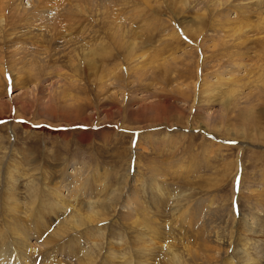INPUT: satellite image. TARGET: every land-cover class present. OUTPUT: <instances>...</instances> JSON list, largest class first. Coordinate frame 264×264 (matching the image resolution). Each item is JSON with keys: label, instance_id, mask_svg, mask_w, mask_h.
<instances>
[{"label": "rangeland", "instance_id": "rangeland-1", "mask_svg": "<svg viewBox=\"0 0 264 264\" xmlns=\"http://www.w3.org/2000/svg\"><path fill=\"white\" fill-rule=\"evenodd\" d=\"M263 11L264 0H0V262L138 264L153 241L138 244L128 204L148 197L170 223L166 190L198 210L175 229L181 263L228 264L190 220L209 205L230 235L242 213L264 214ZM9 164L24 178L7 189ZM57 191L95 202L106 236L68 227Z\"/></svg>", "mask_w": 264, "mask_h": 264}, {"label": "bare ground", "instance_id": "bare-ground-1", "mask_svg": "<svg viewBox=\"0 0 264 264\" xmlns=\"http://www.w3.org/2000/svg\"><path fill=\"white\" fill-rule=\"evenodd\" d=\"M40 1H42V0H40ZM261 14H263V13H261ZM261 20H263V19H261ZM184 32L187 33L186 30ZM195 33H197V32H195ZM188 36L189 37L193 36V34L192 35L188 34ZM15 76H13V77L15 78ZM195 95H198L197 101H199V100L201 101L202 92L199 90V94L194 93V100L196 101ZM200 104L201 103L199 102L198 105H200ZM197 110H200L199 106L197 107ZM7 168H9V170H7L8 172H7L6 184H7V189H9L10 185L11 184L13 185V183L18 178L21 181L24 177H22V176L20 177L19 169L16 168V166H13V164L12 165L9 164L7 166ZM15 172H18V173H15ZM12 174L14 176H11ZM8 180H11V182H8ZM79 183L77 182L76 185H78ZM29 185L27 184L28 188H29ZM75 190H74V193H76ZM155 190L152 189L149 192V194L151 192L155 191ZM57 192H58V194L57 193H53L54 195H51L52 200L54 201V205L58 209L57 211H59V213L62 212V215L63 214H67L69 209H70L69 211L71 212V213L69 212L70 216L66 217L65 220H64L65 224L68 227L81 228V227H84L86 225H89V227H94L93 229L89 230V233L87 232L89 235H92L93 231H96V236H95L96 238H100L101 239L103 237V235L106 236V234L102 233L100 231V229H95V225L103 223L102 221L98 222L99 214L101 212L99 213V211L96 209L95 202H92L90 200L91 202L89 201L85 205H82L83 208H84V209H82V208H79L80 203L77 202L75 200V198H72L71 200H69V202H67L68 200H65L64 196H62L60 194L61 192H59V191H57ZM155 193H158V191H155ZM159 194H160V196H162L161 198L163 199V202L166 201V206H169L170 211H172V213L170 214V217L172 218L170 223H169V221L166 222V221L163 220L164 216L161 215V211L158 209L159 207L156 208L152 204V202L149 201L150 198H148V197H146V198L144 197L145 200L143 201L144 202V207L147 206L146 208L138 207V206L134 205L132 202L130 204H128V206L132 208V212H130L132 214V216L135 217V215H136V217H137V221L135 223H131V221H130L131 224L128 225V228H129L130 231H131V228H132V229H134L135 231L138 232L137 233L139 235L137 237L138 238V244L139 245L140 244H145L146 241L144 239H146V238H152L151 241H153L152 242L153 246H151L152 248H150V250L145 248V250H143V251H146V250H148V251L147 252H140L138 255H136L135 258L137 259L138 264H155L156 263V261H155L156 259L155 258L158 255L154 256L153 255L154 251H152V250H157V248L160 246L161 241L164 240L165 244L161 246V250L162 251H161L160 256H159L162 259V264H182L181 263V259H180L181 258L180 257V252H179L178 248L175 246L176 239H174V238L178 236V234L176 233L175 229L176 228L179 229L180 226L178 224L181 222L184 225V228H182L180 232L182 233V235H183V233L186 234L188 229H189L188 218L192 214L193 215L196 214L195 212L198 211V210H196L197 208H195L194 210H189V208H187L185 203L184 204L179 203V201L181 200V197L179 195L171 194L170 192L168 193V191H166V190H165V192L163 191V193H162V191H160ZM255 194H256V192H255ZM153 195H154V193H153ZM76 196H78V194H76ZM131 199L132 198H130V200ZM134 201H136V200H134ZM201 206L203 207L202 211L206 213L205 220H202L201 219L202 216L199 215L200 217L199 216L197 218L194 217L197 220L196 219L195 220L192 219L190 221L191 222L193 221V223H194L192 230H194V232L197 231V236L201 237V238H206L205 245H204V251L213 252V253H215V255H217L216 253H218L220 255V250L219 249H225L227 254L223 257V260H224V258L229 259L228 264H264V214L263 213H259V215L253 214L254 212L251 213V214H248V215H245V214L242 213L240 215V217L238 218V220L235 221V223H234L235 226L233 227L231 234L227 235V234H225V232L220 231L221 229L219 230V228H220V227H218L219 225L216 224L215 219H217L218 215L214 217V215L216 214V213L213 214V209L214 208L211 209V208H209V205L206 206L204 204H201ZM151 209L153 210V212L151 213L152 215L150 217L149 214L146 211L147 210L151 211ZM256 209H258V208H256ZM40 215L41 214H39V216ZM182 224H180V225H182ZM196 225H199V226L195 230L194 228H195ZM63 228H64V226H63ZM88 228H86L84 230L88 231ZM185 229H187V230H185ZM76 230L79 231L78 229H76ZM109 236L112 237V238H115L114 234H110V235H108V237ZM119 237L122 238V236H120V235H119ZM171 239H173V241H172L173 243L168 242ZM196 239H197V237H196ZM23 241H25V240H23ZM118 241H121V240H118ZM18 243H19V241H18ZM156 246H158V247L156 248ZM138 247H140V246H138ZM92 248L95 251H98V250L100 251L101 246L93 244ZM1 250H2V247H0V255H1V252H2ZM93 250H90L89 254L90 253H94L95 251H93ZM5 253H7V252H5ZM192 253H193V251H192ZM130 254L134 255L132 253H130ZM113 255H114V253H111V256H113ZM189 256H191V255H189ZM107 257L108 256H106V258ZM190 258L191 257H189V259ZM6 259H8V258H6ZM92 259H93V257H92ZM4 260H5V258H4ZM158 261L159 260H157V263H158ZM25 262L28 263L27 261H25ZM0 264H4V263L0 262Z\"/></svg>", "mask_w": 264, "mask_h": 264}]
</instances>
